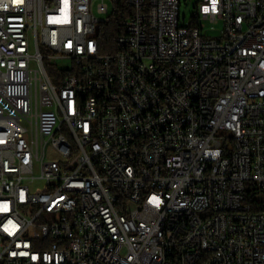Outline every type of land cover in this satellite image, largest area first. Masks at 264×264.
I'll return each instance as SVG.
<instances>
[{"label":"built area","instance_id":"built-area-1","mask_svg":"<svg viewBox=\"0 0 264 264\" xmlns=\"http://www.w3.org/2000/svg\"><path fill=\"white\" fill-rule=\"evenodd\" d=\"M197 2L110 54L106 0H0V264H264V0Z\"/></svg>","mask_w":264,"mask_h":264},{"label":"trees","instance_id":"trees-1","mask_svg":"<svg viewBox=\"0 0 264 264\" xmlns=\"http://www.w3.org/2000/svg\"><path fill=\"white\" fill-rule=\"evenodd\" d=\"M110 1L112 5L111 12L106 15L105 21L98 25L96 38L100 51L112 54L117 51L116 40L123 33L124 23L132 15V9L128 6L127 0ZM43 64L48 76L52 78L54 67L44 60ZM255 193L256 191L253 190L247 194V202L250 203L253 211L264 208V200H257L252 197Z\"/></svg>","mask_w":264,"mask_h":264},{"label":"rangeland","instance_id":"rangeland-1","mask_svg":"<svg viewBox=\"0 0 264 264\" xmlns=\"http://www.w3.org/2000/svg\"><path fill=\"white\" fill-rule=\"evenodd\" d=\"M180 1V15L181 22H188L190 20L193 11L196 8L197 0H179ZM106 3L109 6L108 14L111 12L112 5L110 0H106ZM106 14V15H108ZM97 17H106L104 14H96ZM214 30H211V24L209 22H205V28L207 30V34L210 36H217L219 34L220 29L222 28L221 23L214 25Z\"/></svg>","mask_w":264,"mask_h":264},{"label":"snow or ice","instance_id":"snow-or-ice-1","mask_svg":"<svg viewBox=\"0 0 264 264\" xmlns=\"http://www.w3.org/2000/svg\"><path fill=\"white\" fill-rule=\"evenodd\" d=\"M6 207V206H5Z\"/></svg>","mask_w":264,"mask_h":264}]
</instances>
